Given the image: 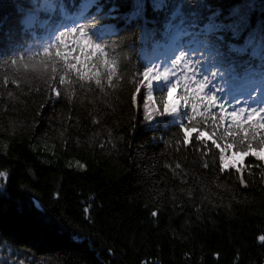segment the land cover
<instances>
[{
  "label": "trees",
  "instance_id": "trees-1",
  "mask_svg": "<svg viewBox=\"0 0 264 264\" xmlns=\"http://www.w3.org/2000/svg\"><path fill=\"white\" fill-rule=\"evenodd\" d=\"M37 1L0 0V80L45 48ZM83 16L116 62L112 83L102 65L100 85L72 78L58 97L36 75L0 87V264H264V162L245 158L242 186L219 172L211 139L183 142V126L203 121L207 134L211 117L190 122L187 105L164 113L163 79L142 84L135 102L130 91L146 69L171 72L170 47L184 37L201 44L190 49L201 60L262 66L264 0H95Z\"/></svg>",
  "mask_w": 264,
  "mask_h": 264
},
{
  "label": "snow or ice",
  "instance_id": "snow-or-ice-1",
  "mask_svg": "<svg viewBox=\"0 0 264 264\" xmlns=\"http://www.w3.org/2000/svg\"><path fill=\"white\" fill-rule=\"evenodd\" d=\"M94 2L95 0H89L88 7ZM215 27L219 28V26ZM51 65L55 67H52L50 72ZM102 65L108 70L107 81L112 83L117 74L116 62L105 58L104 49L99 44H94L88 36L87 28L81 26L61 33L53 45L44 48L35 56L21 58L19 61L13 60L11 66L14 72L11 78L5 76L0 80V87L9 83L20 87L18 77L23 70L26 74L39 73L38 77L50 80L52 83L49 84V92L58 97L62 86L72 78L82 82L92 81L100 85L99 69ZM93 69L96 70L93 71ZM161 79L168 82L167 95L163 100L164 113H176L182 106L187 105L190 109L187 116L190 122L195 121L197 116H207L211 117V123L216 125L207 134L203 130L205 127L203 121L200 122V130L196 123L183 126L181 131L184 134V144L189 143V137L193 133H197L195 139L202 143L211 139L212 146L219 150V172L224 173L226 169L233 170L239 177L240 184L246 187L243 173L245 170L250 171L251 165L245 167V158L253 157L257 161L264 162V102L257 105L233 104L231 107L222 103L215 95L210 94V90L205 91L207 80L197 75L191 63L184 60L179 61L171 72L144 70L141 78L136 80L130 90L131 100L133 102L137 100L135 93L140 91L142 84L151 85L152 81ZM53 84L56 85L55 89L52 87ZM173 94L177 99H173ZM150 99V96L146 97V100ZM169 100H172L171 104ZM145 117H149L147 104ZM217 132H219V138ZM79 167L83 168V165ZM8 175L6 171H0V178L6 179ZM152 215L156 217L158 213L154 211ZM259 239L264 241V236ZM21 264L24 262L21 261Z\"/></svg>",
  "mask_w": 264,
  "mask_h": 264
},
{
  "label": "clouds",
  "instance_id": "clouds-1",
  "mask_svg": "<svg viewBox=\"0 0 264 264\" xmlns=\"http://www.w3.org/2000/svg\"><path fill=\"white\" fill-rule=\"evenodd\" d=\"M71 3L73 7L65 13L66 16H70L71 18L75 19L78 17H82V13L84 14L85 9H88V3L89 0H71ZM33 75H40L39 73H24L23 70H21V77L23 78L24 83H30L31 78Z\"/></svg>",
  "mask_w": 264,
  "mask_h": 264
},
{
  "label": "rangeland",
  "instance_id": "rangeland-1",
  "mask_svg": "<svg viewBox=\"0 0 264 264\" xmlns=\"http://www.w3.org/2000/svg\"><path fill=\"white\" fill-rule=\"evenodd\" d=\"M37 5H38L37 8H39V9H46L47 10V3L45 4L43 0H38L37 1ZM44 6H45V8H44ZM6 147H7V145H6L5 141H3V140L0 139V155L1 156L5 155V153H6ZM40 147L43 148V150L47 154H52V155L55 154V153H53L52 147L49 146V145H47V144H42ZM73 165H74L75 168H80L79 165H83V164L81 162L74 161L73 162Z\"/></svg>",
  "mask_w": 264,
  "mask_h": 264
},
{
  "label": "bare ground",
  "instance_id": "bare-ground-1",
  "mask_svg": "<svg viewBox=\"0 0 264 264\" xmlns=\"http://www.w3.org/2000/svg\"><path fill=\"white\" fill-rule=\"evenodd\" d=\"M226 36H227V34H226V32H224V34H222L221 36H220V38H226ZM224 40V39H223Z\"/></svg>",
  "mask_w": 264,
  "mask_h": 264
}]
</instances>
